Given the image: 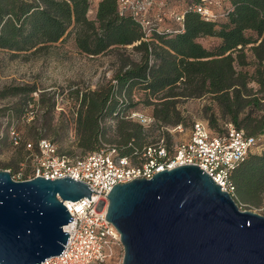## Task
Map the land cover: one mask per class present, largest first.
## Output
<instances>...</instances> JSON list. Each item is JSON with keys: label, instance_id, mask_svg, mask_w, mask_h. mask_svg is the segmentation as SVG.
<instances>
[{"label": "trees", "instance_id": "trees-1", "mask_svg": "<svg viewBox=\"0 0 264 264\" xmlns=\"http://www.w3.org/2000/svg\"><path fill=\"white\" fill-rule=\"evenodd\" d=\"M231 3L233 10L218 21L187 10L188 3L182 28L159 27L145 36L137 19L119 14L117 0H99L93 17L88 15L89 0H0V49L35 51L73 32L76 47L88 55L129 45L139 53L138 60L122 59L112 80L76 95L77 145L85 152L111 143L119 155L135 160L147 144L161 138L168 148L165 127L183 125L177 102L206 96L223 122H231L247 135L262 136L263 145L264 0ZM201 37L219 42L206 48L198 40ZM136 88L140 102L151 106L154 124L149 129L126 118L127 113L138 111L134 108L138 101L131 98ZM207 119L210 128L221 130L223 122L216 124L213 110ZM155 126L160 132L150 139ZM29 174L25 170L22 179ZM230 177L235 201L257 206L264 196V151L249 153Z\"/></svg>", "mask_w": 264, "mask_h": 264}, {"label": "water", "instance_id": "water-1", "mask_svg": "<svg viewBox=\"0 0 264 264\" xmlns=\"http://www.w3.org/2000/svg\"><path fill=\"white\" fill-rule=\"evenodd\" d=\"M91 191L67 175L14 180L0 169V264L61 254L72 220L63 201L90 200ZM107 198L122 264H264V215L239 209L197 165L114 184Z\"/></svg>", "mask_w": 264, "mask_h": 264}, {"label": "built area", "instance_id": "built-area-1", "mask_svg": "<svg viewBox=\"0 0 264 264\" xmlns=\"http://www.w3.org/2000/svg\"><path fill=\"white\" fill-rule=\"evenodd\" d=\"M232 0H195L187 10L199 13L207 21L225 19L233 10ZM164 0H117L119 14H128L137 19L145 36L160 27L164 17ZM185 10L170 15L182 28ZM149 129L154 118L140 111L127 113ZM168 133H182V124L166 126ZM8 134L14 145L22 141L15 128ZM262 136L247 135L231 122H223L221 130L209 127L205 120L192 122L188 133L171 142L167 148L164 139L147 144L137 159L121 156L113 146H104L96 151L76 157L60 155L48 139L40 138L35 143L25 142V161L30 174L24 179L37 176L54 179L69 176L91 187L90 200H64L72 220L63 226L68 240L61 254L47 258L40 264H103L114 248H122L120 234L106 220L108 193L117 183H126L134 178H151L165 168L192 164L199 166L211 176L220 188L234 198L232 170L239 165L253 148L261 146ZM23 164V163H22ZM12 178L14 179L13 175ZM15 180V179H14ZM97 192V193H96Z\"/></svg>", "mask_w": 264, "mask_h": 264}, {"label": "rangeland", "instance_id": "rangeland-1", "mask_svg": "<svg viewBox=\"0 0 264 264\" xmlns=\"http://www.w3.org/2000/svg\"><path fill=\"white\" fill-rule=\"evenodd\" d=\"M164 1L165 17L160 27L174 28L178 23L170 14L184 11L188 3L194 0ZM98 2L89 0V17L94 16ZM198 40L206 48H212L219 42L214 37H201ZM246 52L250 56V52ZM125 58L138 60L139 53L129 45L98 55H88L76 47L73 32L66 34L63 40L35 51L15 53L0 49V169L9 170L15 180H20L25 170H29L24 144L28 141L35 143L40 138L50 140L59 153L71 157L87 153L77 145L74 123L77 96L112 80L121 60ZM29 88L35 91L28 93ZM15 90L17 93H14ZM140 94L136 88L131 95L132 102L138 101L134 108L150 114L151 106L140 102ZM176 105L183 120V131L168 132L170 143L186 135L192 122L199 119L208 122L207 116L211 115L212 110L217 125L224 121L209 96L180 99ZM11 127L21 136L19 145H14L8 134ZM159 132L155 126L149 138H156ZM110 144L104 143L101 147ZM263 151L264 143L252 149V153ZM237 205L241 210L264 215V196L257 206H244L238 202ZM122 258L123 249L114 248L103 264H122Z\"/></svg>", "mask_w": 264, "mask_h": 264}]
</instances>
